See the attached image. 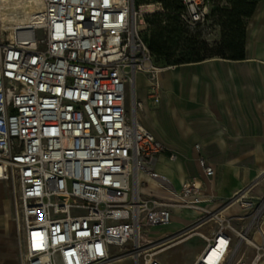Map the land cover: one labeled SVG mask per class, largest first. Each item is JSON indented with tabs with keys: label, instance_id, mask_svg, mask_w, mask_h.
Returning <instances> with one entry per match:
<instances>
[{
	"label": "built area",
	"instance_id": "built-area-1",
	"mask_svg": "<svg viewBox=\"0 0 264 264\" xmlns=\"http://www.w3.org/2000/svg\"><path fill=\"white\" fill-rule=\"evenodd\" d=\"M1 1V0H0ZM39 20L3 27L0 21V182L7 185L23 264H163L157 253L192 236L204 247L193 264H249L264 258V198L237 192L214 210L202 185L177 192L155 173L164 146L137 117L138 72L155 65L142 35L135 0H38ZM187 26L207 17L209 0H180ZM206 178L213 167L203 158ZM168 196H144L140 176ZM247 211L240 228L224 214ZM170 208L198 213L159 240L148 231L171 223ZM213 252V260L207 255Z\"/></svg>",
	"mask_w": 264,
	"mask_h": 264
},
{
	"label": "crops",
	"instance_id": "crops-1",
	"mask_svg": "<svg viewBox=\"0 0 264 264\" xmlns=\"http://www.w3.org/2000/svg\"><path fill=\"white\" fill-rule=\"evenodd\" d=\"M133 97L141 125L164 146L154 171L173 190L199 182L210 210L237 192L264 198V0L246 21L242 60L213 57L162 67L155 78L138 72ZM198 158L213 167L212 178L203 175ZM140 182L144 196H168L147 176ZM182 212L187 219H179ZM170 213V224H190L198 216L180 208ZM224 214L237 228L248 222L247 211L235 204ZM262 231L263 238L253 240L264 247V220ZM15 234L9 191L0 182V264H16Z\"/></svg>",
	"mask_w": 264,
	"mask_h": 264
},
{
	"label": "rangeland",
	"instance_id": "rangeland-1",
	"mask_svg": "<svg viewBox=\"0 0 264 264\" xmlns=\"http://www.w3.org/2000/svg\"><path fill=\"white\" fill-rule=\"evenodd\" d=\"M139 6L143 7V10H150L156 8L158 0H137ZM166 2V0H165ZM230 0H209L208 4V14L206 19L199 25L196 26H187L182 22L183 28L190 39H193L196 42L195 54L198 59H208L210 57L219 56L218 48L219 43L222 37V28L221 24L224 22L225 18L223 17L224 12L231 8ZM164 6V5H163ZM156 14H145L142 16L144 24L142 27V35L147 42L156 38L159 34L169 32L173 29L175 23L174 15L171 11L163 9V11H156ZM192 45V44H191ZM167 46L171 48V51L179 58L180 55H189L192 54L190 44H187L185 41L177 42V40L168 41ZM194 46H192L193 48ZM158 63H161L159 59H156ZM8 188V187H7ZM9 191V190H8ZM10 196V195H9ZM11 201V200H10ZM180 220H185L188 218V214L182 212L177 215ZM183 224H170L168 227H159L156 229H151L148 231L150 237L154 240H159L170 234L175 233L177 227H180ZM179 229V230H180ZM204 247V242L198 236H192L191 238L172 246L171 248L165 249L164 251L157 253V258L163 264H193L201 253ZM241 249H245L247 255L244 257L245 264H249L253 259V250L248 245L244 244ZM12 254L16 258V264H23L19 252V247L17 243L16 234L14 235L12 242ZM116 264H131L129 261H121ZM257 264H264V258L260 260Z\"/></svg>",
	"mask_w": 264,
	"mask_h": 264
},
{
	"label": "trees",
	"instance_id": "trees-1",
	"mask_svg": "<svg viewBox=\"0 0 264 264\" xmlns=\"http://www.w3.org/2000/svg\"><path fill=\"white\" fill-rule=\"evenodd\" d=\"M231 8L224 12L225 18L222 22V37L219 43L218 54L219 58L229 60H242L244 57V38H245V26L246 21L252 15L255 6L259 0H230ZM161 3L163 9L171 11L174 15L175 23L172 26L174 30L165 33L163 37L162 33L156 38H153L149 42L145 40L148 49L153 57L155 65L158 67H176L183 64L197 63L204 61V59H198L195 54L196 42L190 39V35L184 30L182 22L179 20L178 13L181 11L182 6L180 0H158ZM136 6H139L137 0H135ZM164 5V6H163ZM156 14V13H153ZM177 40V42L185 41L190 44L192 54L190 56L180 55L179 58L171 51V48L167 46L168 41ZM192 44V45H191ZM192 46H194L192 48ZM213 58V57H210ZM156 59H159L161 63H158ZM209 59V58H208ZM206 60V59H205Z\"/></svg>",
	"mask_w": 264,
	"mask_h": 264
},
{
	"label": "bare ground",
	"instance_id": "bare-ground-1",
	"mask_svg": "<svg viewBox=\"0 0 264 264\" xmlns=\"http://www.w3.org/2000/svg\"><path fill=\"white\" fill-rule=\"evenodd\" d=\"M142 7V6H141ZM143 8V7H142ZM41 6L38 0H1L0 21L3 27L12 29L16 26H31L38 22ZM144 14H150L148 12ZM170 224L164 226L168 227ZM187 224H183L186 226ZM207 260H213V252H209Z\"/></svg>",
	"mask_w": 264,
	"mask_h": 264
}]
</instances>
